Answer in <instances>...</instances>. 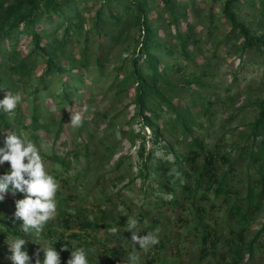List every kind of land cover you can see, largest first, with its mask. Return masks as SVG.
I'll return each mask as SVG.
<instances>
[{
    "label": "rangeland",
    "instance_id": "obj_1",
    "mask_svg": "<svg viewBox=\"0 0 264 264\" xmlns=\"http://www.w3.org/2000/svg\"><path fill=\"white\" fill-rule=\"evenodd\" d=\"M222 3L223 0H180L175 7V12L183 16L178 20L180 30L185 32L187 23L192 26V42L194 39L195 42H190L187 49L194 61L184 63L183 56L178 55L177 60L184 67L177 72H166V79L174 86L166 93L178 108L190 111L188 126L193 135L202 140L203 148L229 156L230 162L218 160V177L226 176L236 190L229 203L239 201L245 207L246 187L253 184L258 172L257 166L250 163L246 155H241L240 146L250 130V123L258 115L256 102L264 97V55L251 54V50L247 54L251 61L246 58L235 73L238 63L233 53L242 39H226L230 26L222 19ZM150 4L149 17L161 25L162 40L171 46L175 41L171 36L173 28L162 23L170 19V15L155 0ZM263 7L264 0H245L237 11L238 19L253 34L264 32V24L260 23ZM85 17L86 29L90 18ZM137 30L121 26L105 29L98 36L91 31L89 43L81 38L68 47L63 56L54 55L66 69L78 70L85 78L84 93L76 101L75 116L62 122L61 133H55L56 122L49 123L48 130L18 128L19 137L14 134L18 141L15 138L8 143L11 149L18 143V152L24 155L27 164H32L29 166L42 192L28 198L23 191L10 195L0 186V219L3 221H0V264H117V236L127 230L131 236L125 243L132 244L133 251L125 254L126 264H217L219 254L226 249L224 237H229L230 228H239L237 217L228 213L222 197L216 199L213 207L209 205L215 199L211 191H207L209 203L200 199L199 194L204 191V183H201L194 200L202 202L203 222L221 239L216 242L214 251L209 250L208 255L199 259L203 246L199 237L202 234L200 215L189 208V200L183 197L185 193L178 185L180 182L174 193L163 195L165 199L179 198L183 206H175L157 200L160 192L154 177L145 179L142 185V179L137 178L140 165L137 149L122 129L138 132L143 137L145 157L151 149L152 129L132 118L133 91L117 98L114 89L109 88L115 76H122L130 68L124 59L135 47ZM60 32L57 33L60 35ZM98 46L101 47L102 69L95 61ZM30 48L29 43L23 45V53ZM42 64L39 59L33 73L38 72ZM120 65L123 67L117 73L116 67ZM205 70L206 74H202ZM24 84L27 82H18L19 92ZM54 110L60 119V111ZM169 118H173L170 112L160 114L158 124L167 129L166 137L182 155L188 148L186 143L180 142L182 128L170 129ZM5 138L1 131L0 142ZM51 155H55L54 159L48 158ZM120 157L123 160L117 165ZM166 158L173 159L172 153ZM20 163L16 157H0V171L20 182L23 175L16 173ZM24 172L28 179L29 172ZM181 179L195 187L194 177ZM258 189L259 186L254 188L255 194ZM63 212L88 220L94 218L93 224L84 231L88 236L85 250L81 249L83 237H72L67 231L59 254L55 255ZM263 223L264 193L260 209L246 224L244 239L248 241ZM79 228L74 225L72 230L79 232ZM133 237L138 241L132 240ZM259 240L253 259L264 264V246L256 248L259 243L264 244V231Z\"/></svg>",
    "mask_w": 264,
    "mask_h": 264
},
{
    "label": "trees",
    "instance_id": "obj_2",
    "mask_svg": "<svg viewBox=\"0 0 264 264\" xmlns=\"http://www.w3.org/2000/svg\"><path fill=\"white\" fill-rule=\"evenodd\" d=\"M151 1L0 0V133L3 131L6 137L0 142V157L1 159L16 157L17 161L21 162L16 173L23 175L19 182L6 172L0 171V186L10 195H19L23 191L29 198L41 193L34 179L32 166H29L32 164H27L24 155L18 152V143L15 142V150L11 149L8 143L13 142L15 138L18 141L19 135L16 134L18 128L32 131L48 130L49 123L56 122L58 125L55 133L59 134L63 130L62 122L69 121V118L75 116L74 107H77L76 101L84 93L82 87L86 81L78 70L66 69L55 56H63L67 53L68 47L80 42L81 38L89 43L91 31L98 36L105 29H117L121 26L137 28L135 47L124 59L129 62L130 68L122 76H115L109 85L110 89H114L117 98L128 96V93L133 91L131 103L135 111L132 118L152 129L151 149H148L146 157L143 137L138 132L135 134L132 130L122 129L129 136L130 144L137 149L136 154L140 161L137 178L142 179V185L145 179L154 177L152 179H155L160 192L157 200L161 204L175 206H183L179 198L165 199L163 195L174 193L176 184L180 182L178 185L182 188L181 192L185 193L183 197L189 200V208L200 215L199 226H202V234L199 237L203 246L200 248L199 259L208 255L209 250L214 251L216 242L221 239L207 223L203 222L205 207L201 205L202 202L196 203L194 200L197 197L195 192L201 187V183H204V191L199 194L200 199L209 203L207 191H211L215 199L209 205L213 207L216 199L222 197L228 213L234 214L240 225L237 230L230 228L229 237H224L226 249L219 254L217 264H261L255 262L253 257L254 248L260 242L259 236L264 231V223L248 241L243 235L251 215L260 209L262 193H264V97L256 102L259 107L258 115L250 123V130L243 145L240 146L241 155H246L248 161L257 166L258 172L257 177L252 180L253 184H248L246 187L247 193L244 199L246 206L242 207L243 204L238 203L239 201L229 203L230 196L236 193V190L226 176L221 179L218 177V160L223 163L230 162L229 156L223 152L203 148L202 140L193 135L188 126L191 120L190 111L187 108H178L166 93L167 90L174 88L166 79V72L170 70L177 72L184 67L177 60L178 55L183 56L184 63L190 59L194 61L187 49L192 42V26L187 23L186 31L180 30L178 20L183 16L180 17L175 12L180 0H155L156 4L171 17L162 22L173 28L171 36L175 41L172 40V45L168 46L159 32L161 25L156 19L149 17ZM243 1L245 2V0H223L222 3V19L230 26L226 39L229 37L242 39L233 53L238 63L235 73L246 58L251 61V57L247 55L251 50H253L251 54L264 55V32L260 35L253 34L250 28L238 19L237 11ZM261 14L263 20H260V23L264 24V7ZM87 15L90 19L89 26L85 29ZM59 31H61L60 35L57 33ZM194 42L195 39L192 43ZM26 43H29L31 48L23 53L22 48ZM98 47L95 61L99 69H102L103 64L99 57L101 47ZM39 59L43 64L38 72L33 73ZM122 67L123 65L117 66L116 72L119 73ZM202 74H206V70ZM25 81L27 84H24L25 87L19 92L18 82ZM191 94H194V91H191ZM54 108L60 111L62 115L60 119L57 118ZM164 112L173 114V118H169L170 129L182 128L180 142L186 143L188 147L182 155L173 148L171 141L166 137L167 129L158 124L160 114ZM171 153L173 159L169 160L166 157ZM54 157L55 155L48 156L51 159ZM121 160L122 157L117 165ZM232 169L230 166L229 171ZM24 171L29 172L28 179ZM182 177H194L195 187L192 188L187 181L182 182ZM258 186L259 191L255 194L254 188L257 189ZM62 215L63 217H60L62 230L56 242L55 255L59 254L64 240L63 235L67 231L72 237H83L81 249L85 250L88 236L84 231L93 224L94 218L88 220L64 212ZM0 221L3 222L1 219ZM74 225L80 227L79 232L72 230ZM13 229L16 232V228ZM130 236V230L124 235L117 236L119 241L116 249L119 254L116 258L117 264H126L125 254L133 251L132 244L125 243ZM134 241L137 242L138 238ZM209 242V246H206ZM262 246L264 244L259 243L256 248L261 249ZM152 251L154 253V250Z\"/></svg>",
    "mask_w": 264,
    "mask_h": 264
}]
</instances>
